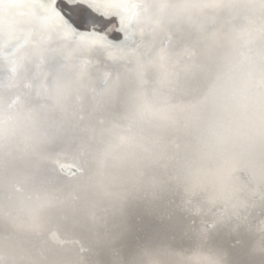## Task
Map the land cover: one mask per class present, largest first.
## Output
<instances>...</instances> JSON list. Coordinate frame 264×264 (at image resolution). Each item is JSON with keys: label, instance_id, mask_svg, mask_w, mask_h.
Segmentation results:
<instances>
[{"label": "snow or ice", "instance_id": "1", "mask_svg": "<svg viewBox=\"0 0 264 264\" xmlns=\"http://www.w3.org/2000/svg\"><path fill=\"white\" fill-rule=\"evenodd\" d=\"M19 6L0 0V7ZM28 6L57 23L46 25L50 34L33 38L31 52L22 55L12 24H0V56L10 66V81L21 70L40 69L23 100L11 82L0 93V140L7 136L21 145L16 174L25 184L39 181L28 196L33 207L25 226L39 230L40 213L62 204L57 193L88 171L98 183L110 162H154L163 175L145 179L137 168L119 190L106 188L114 206L133 197L155 199L162 191L169 192V203L201 201L208 186L224 207L211 223L177 218L163 244L146 247L127 264H161L162 257L174 258L172 264H225L223 251L212 250L217 227L234 221L228 235L251 229L244 201L223 193L238 191L235 172L250 181L258 174L264 184V52L252 55L250 47L257 31L264 34V0H49ZM241 8L259 12L258 28L241 26ZM96 17L106 23L118 18L115 39L105 27H86ZM243 19L254 25L256 17ZM89 54L94 61L85 59ZM93 64L109 69L96 87L85 83L96 74ZM85 97L93 127L79 114ZM193 124L198 147L169 174L176 139ZM68 159L71 165L62 163ZM260 200L264 206V192ZM144 211L155 215L148 203ZM117 227L127 231V217ZM258 231L260 242L251 251L264 257V223Z\"/></svg>", "mask_w": 264, "mask_h": 264}, {"label": "bare ground", "instance_id": "2", "mask_svg": "<svg viewBox=\"0 0 264 264\" xmlns=\"http://www.w3.org/2000/svg\"><path fill=\"white\" fill-rule=\"evenodd\" d=\"M6 2L8 1L5 0ZM247 9L241 8L239 15L241 26L249 28L250 25L243 19L249 17ZM114 26L117 27L116 24ZM22 54L24 51L18 53V55ZM34 70L35 67L27 73L21 70L15 80L10 81V72L7 74L6 71L3 72L0 69V93L11 82L15 85L13 91L23 100L24 95L33 91L39 76L40 69L38 68L35 73ZM90 71H95L96 74L85 83L96 87L98 79L109 69L103 65L93 64ZM79 114L83 117L85 126H95V121L87 109V97H85V110ZM96 127L99 128L98 125ZM194 127V124L190 125L188 132ZM186 138L187 135L176 139L178 147L173 148L175 156L166 162L169 174L178 156L181 143ZM20 147L21 145L11 137L6 136L0 140V260L15 262V264H127L129 260L140 256L146 247L164 243L155 237L147 236L144 237L139 248L124 245L130 232L131 224L128 215L132 208L138 204L145 206V203H148L156 213L155 203L168 192L162 191L155 199L151 197L129 198L118 207L114 206L107 192L119 190L135 174L137 168L143 171L145 179L153 175L164 174L159 164L147 161L137 162L135 159L110 162L105 167L98 183L94 181L92 172L88 171L78 180L67 184L57 193L63 203L55 208L44 209L40 213L39 230H30L25 226L33 207V202L28 200V196L37 191L39 181L28 185L22 177L16 174L17 153ZM64 161H67L69 165L72 163L70 159ZM13 183H18L20 190L18 193L13 191L11 187ZM72 194L74 199L70 198ZM125 217H127L128 230L120 232L117 226L125 220ZM147 218L151 219V217ZM49 229H56L63 239L79 240L83 250L79 251L71 243L56 248L49 246L44 241V234ZM117 233H119V238H115ZM213 245V251L217 249L223 251L225 264H250L243 259V256L234 255L214 243ZM124 250L129 252L127 257L124 255ZM106 259L109 262L106 263ZM173 260L174 258L162 257L161 264H172Z\"/></svg>", "mask_w": 264, "mask_h": 264}, {"label": "water", "instance_id": "3", "mask_svg": "<svg viewBox=\"0 0 264 264\" xmlns=\"http://www.w3.org/2000/svg\"><path fill=\"white\" fill-rule=\"evenodd\" d=\"M17 2L20 6L13 9L0 7V24L7 25L11 23L15 30L17 41L21 43L20 45H23L21 52H31L32 39L37 36L46 38L50 34L46 25L54 27L57 22L55 20H45L43 9L28 6L33 3L48 4L49 0H17ZM3 3L6 5L8 2L5 3V0H3ZM246 11L249 17L253 15L256 17L255 24L250 25L249 29L258 28L261 23L259 12H254L252 9H247ZM9 17H11L10 20ZM113 24L117 25V27L113 26V28H118V18L112 19V23H106L101 17H96V22L86 25V27H105L108 37H116L117 33L112 31ZM109 39L112 38L109 37ZM237 45L239 47V42ZM250 47L252 55H258L264 52V34L257 31ZM85 59L94 61L95 58L89 54ZM9 67L7 61L0 56V69L3 72L6 71L8 74L10 72ZM37 69L38 68L35 67L34 73ZM192 136H194V128L188 132L187 138L181 143L180 150L177 154L178 156L175 158L170 174H175L183 163L184 158L197 149V142L195 139H191ZM62 163L69 164L67 161H62ZM261 181L262 178L258 174H254V179L250 181L239 172H235L232 176V183L238 187V191L229 193L228 190L225 189L223 193L225 196L231 194L234 199L244 201L247 205L246 208L242 210V214L248 217L251 231L246 233L243 229H239L237 232H233L232 235H228L231 226H234L233 221V225L227 222L220 224L215 230V233L211 236L212 243L223 247L234 255L243 256V259L250 264H264V257L259 253H253L251 251L252 247L260 242L261 233L258 231V226L264 223V206H262L260 200V193L264 192V184H262ZM11 187L15 193L20 191L18 190V183L11 184ZM70 198L74 199L75 197L72 194ZM169 199V192L159 198L155 203V205H157V211L154 217L149 216L143 211L144 206L142 204H138L132 208L130 211L131 213L128 215L129 223L131 224V227L129 226L130 232L125 239L124 245L132 248H139L144 237L147 236H152L155 237V239L165 242L166 230L177 218H181L186 224L192 221H195L198 225L204 221L211 223L219 218V214L224 207L223 200L218 198L213 192V189L208 186L202 188L201 196L199 197L201 201L193 199L191 203H181L180 200L176 199L173 203H169ZM177 204L180 205L179 208L176 207ZM227 214L230 217L232 216V210L230 208ZM147 217H151V219ZM44 236L45 243L51 247L56 248L63 246V244L71 243L76 246L79 251L83 250L79 240H75V238L63 239L56 229L47 230ZM237 240L240 242L238 245L236 243ZM40 255H42V253H40ZM124 255L127 257L129 252L124 250ZM105 261L106 263L109 262L107 259Z\"/></svg>", "mask_w": 264, "mask_h": 264}, {"label": "rangeland", "instance_id": "4", "mask_svg": "<svg viewBox=\"0 0 264 264\" xmlns=\"http://www.w3.org/2000/svg\"><path fill=\"white\" fill-rule=\"evenodd\" d=\"M114 24L112 25V28H113ZM112 37V36H111ZM115 38V37H114Z\"/></svg>", "mask_w": 264, "mask_h": 264}]
</instances>
